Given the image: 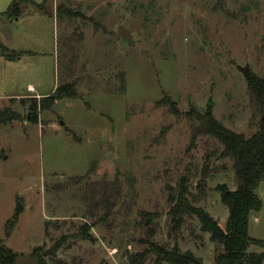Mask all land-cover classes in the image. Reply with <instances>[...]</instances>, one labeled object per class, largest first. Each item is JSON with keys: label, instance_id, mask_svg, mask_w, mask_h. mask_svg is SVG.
I'll use <instances>...</instances> for the list:
<instances>
[{"label": "rangeland", "instance_id": "374dc122", "mask_svg": "<svg viewBox=\"0 0 264 264\" xmlns=\"http://www.w3.org/2000/svg\"><path fill=\"white\" fill-rule=\"evenodd\" d=\"M12 1L0 0V13ZM59 4L74 13L63 22ZM17 7L16 16H0V42L19 53L0 52V109L14 116L0 124V244L16 264H172L173 252L217 264L221 245L196 216L170 229L169 199L182 182L195 194L204 172L205 194L187 197L224 228L228 212L216 187L235 188L232 160L199 117L209 113L246 137L257 131L247 75L264 78V0H18ZM246 64L244 74L237 66ZM68 76L82 96L61 98L50 111L32 109L39 98L16 97L48 95ZM164 95L172 106L160 102ZM92 161L90 180L122 182L107 220L88 214L76 185L59 187ZM256 193L262 207L251 212L248 233L259 243L250 252L264 251V180Z\"/></svg>", "mask_w": 264, "mask_h": 264}, {"label": "trees", "instance_id": "16d2710c", "mask_svg": "<svg viewBox=\"0 0 264 264\" xmlns=\"http://www.w3.org/2000/svg\"><path fill=\"white\" fill-rule=\"evenodd\" d=\"M34 3V0H20ZM41 5V4H40ZM18 0H13L7 10L0 13V16L11 18L18 12ZM72 10L59 4L56 7V16L63 22L65 17L70 16ZM73 13V12H72ZM74 14V13H73ZM0 52L6 58L13 59L18 52L10 50L0 42ZM120 88L118 91H125V74L121 73ZM248 86L250 93L259 110L258 129L250 136L246 137L242 133L233 132L225 128L221 123L213 120L209 113L199 117L203 128L222 144V155L232 160L235 176V188L230 189L224 183L217 185L220 192L221 201L227 208V219L224 228L205 209L195 206L188 199L190 195L187 182H182L178 186V192L169 199V216L171 219L170 229H179L184 222V215L196 216L200 223L201 230L209 234V239L221 245V251L216 256L217 264H263L264 251L250 252L248 248L251 244L259 243V240L252 238L248 233V222L251 212L259 211L262 201L256 193V189L264 180V78L252 77L249 73ZM66 77L64 82L58 83L52 93L40 97L39 101L34 100L32 109L39 111L52 110L54 103L61 98H76L82 96L75 82ZM161 103L172 106L170 97L164 95ZM14 116L7 108L0 109V124L12 119ZM96 161H92L88 170L81 176H69L59 187L65 189L71 185H76L80 190L81 200L85 203L87 212L93 216L95 212H100V219L107 220L113 214L116 205L119 203L123 190L119 176L113 180H90V175L95 169ZM197 192L192 193L193 201L201 198L205 194V173L196 183ZM19 207H16L12 217L7 221L5 235L8 236L13 224L17 221ZM147 215V213H146ZM152 217V215H151ZM83 228V232H84ZM82 232V233H83ZM264 246V243L261 245ZM16 253L10 248L0 244V264H16ZM173 264H191L196 260L188 253H172L168 256Z\"/></svg>", "mask_w": 264, "mask_h": 264}, {"label": "water", "instance_id": "95a60500", "mask_svg": "<svg viewBox=\"0 0 264 264\" xmlns=\"http://www.w3.org/2000/svg\"><path fill=\"white\" fill-rule=\"evenodd\" d=\"M118 34L124 36L129 43L132 42L130 31L128 29H126L124 26H122V25L119 26ZM237 68L239 71H241L244 74L247 73L249 70L248 64H246L245 66L238 65ZM212 103L213 102L211 100L208 101L209 105H212Z\"/></svg>", "mask_w": 264, "mask_h": 264}, {"label": "crops", "instance_id": "0c3cea01", "mask_svg": "<svg viewBox=\"0 0 264 264\" xmlns=\"http://www.w3.org/2000/svg\"><path fill=\"white\" fill-rule=\"evenodd\" d=\"M57 85L55 86V88L57 87ZM28 86H29V90L30 91H35V88H34V86L32 84H29ZM53 91H54V89H53ZM44 94H46V93H44ZM44 94H30V95H22V96H16V97H36V98H40V97H44ZM45 96H47V95H45ZM10 98L12 99V98H15V97H10Z\"/></svg>", "mask_w": 264, "mask_h": 264}]
</instances>
